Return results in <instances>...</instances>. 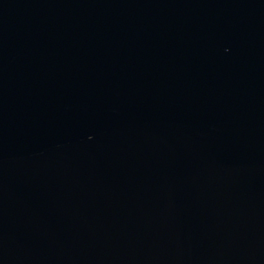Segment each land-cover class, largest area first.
I'll use <instances>...</instances> for the list:
<instances>
[{
	"label": "water",
	"instance_id": "95a60500",
	"mask_svg": "<svg viewBox=\"0 0 264 264\" xmlns=\"http://www.w3.org/2000/svg\"><path fill=\"white\" fill-rule=\"evenodd\" d=\"M0 264H264V0H0Z\"/></svg>",
	"mask_w": 264,
	"mask_h": 264
}]
</instances>
